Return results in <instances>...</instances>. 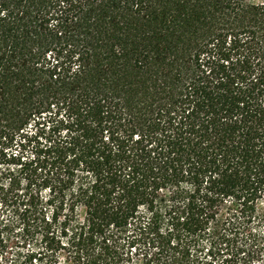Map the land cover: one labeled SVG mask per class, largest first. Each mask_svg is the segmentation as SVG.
Masks as SVG:
<instances>
[{
	"label": "trees",
	"instance_id": "trees-1",
	"mask_svg": "<svg viewBox=\"0 0 264 264\" xmlns=\"http://www.w3.org/2000/svg\"><path fill=\"white\" fill-rule=\"evenodd\" d=\"M0 264H264V0H0Z\"/></svg>",
	"mask_w": 264,
	"mask_h": 264
},
{
	"label": "rangeland",
	"instance_id": "rangeland-1",
	"mask_svg": "<svg viewBox=\"0 0 264 264\" xmlns=\"http://www.w3.org/2000/svg\"><path fill=\"white\" fill-rule=\"evenodd\" d=\"M248 2H250V3H260V2H262V0H248Z\"/></svg>",
	"mask_w": 264,
	"mask_h": 264
}]
</instances>
